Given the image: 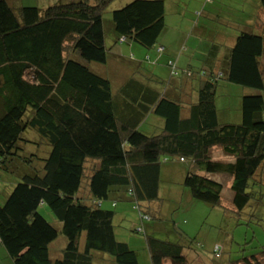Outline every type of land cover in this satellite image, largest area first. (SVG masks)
<instances>
[{
    "label": "trees",
    "instance_id": "trees-1",
    "mask_svg": "<svg viewBox=\"0 0 264 264\" xmlns=\"http://www.w3.org/2000/svg\"><path fill=\"white\" fill-rule=\"evenodd\" d=\"M15 1L0 0V178L16 179L0 203V245L13 264H141L116 238L118 213L103 208L108 201L137 211L132 232L145 235L147 264H190L194 239L160 224L157 231L179 242L146 234V224L164 218L165 192L218 207L222 175L231 180L234 210L264 205L256 179L264 165V29L240 31L223 59L219 45L205 42L202 65L184 70L200 79L196 102L188 105L182 94L171 96L173 58L163 61L169 69L163 79L145 66L116 63L103 27L114 0H58L45 8H15ZM110 21L118 42L163 55L164 0H133ZM220 82L245 90L239 123L219 119ZM216 149L224 160H214ZM163 178L176 188L161 189ZM44 206L61 230L41 215ZM59 232L67 243L53 261Z\"/></svg>",
    "mask_w": 264,
    "mask_h": 264
},
{
    "label": "rangeland",
    "instance_id": "rangeland-1",
    "mask_svg": "<svg viewBox=\"0 0 264 264\" xmlns=\"http://www.w3.org/2000/svg\"><path fill=\"white\" fill-rule=\"evenodd\" d=\"M27 1L29 0H16L14 6L15 8L23 6ZM43 1L45 3L47 0ZM131 1L133 0H114L104 14L103 20L110 21L113 11L122 8ZM164 2L167 7L165 32L159 36L158 43L165 44L166 47L172 44L170 51H174L175 56L173 59L175 64H178L177 67L175 65L173 68V78L181 87H183L182 83L187 80L193 85L199 83L198 79L187 77L181 65L185 67L184 63L188 62L193 69L201 66L202 59L200 58L204 52V43L213 42V35L217 33L225 35L223 46L227 48L233 44L234 41L232 40L240 31L261 33L264 29V18L261 16L263 12L258 7L260 0H164ZM28 4L34 5L35 3ZM197 4H200L201 7L207 5L205 14L201 17L195 16L201 12L197 11L201 9L200 6L195 9ZM42 6L43 3L41 2L39 7L42 8ZM187 6H189V9L186 8ZM181 12L184 13L183 16H181ZM229 38H231V41H228ZM114 43L115 40L109 32L106 35L107 47L112 46L115 54H118L116 51L121 48L120 53L126 57L123 58L124 61L134 63L133 60H136L143 67L145 66V70L154 71L155 76H160L159 78L162 79L167 77L164 75L169 70L166 63L161 62L155 66V57L152 58L154 52L146 51L134 43L124 42L123 45L116 47H114ZM198 47L199 51H197ZM179 57L181 58V64L177 63ZM262 63L264 71V57ZM92 65L90 68L94 71L103 72L101 70L102 66ZM177 68L179 69L177 70ZM117 69L115 68L114 71ZM177 93H180V91H177ZM244 93L245 90L240 87L223 82L219 83L216 93V107L220 121L239 123L240 101ZM188 97L191 98L192 93L189 92ZM151 121L150 119L149 122L151 123ZM213 153L214 160H217V158L224 160V156L218 149ZM12 169L16 170L14 167ZM256 179L261 185H264V165L257 172ZM162 180L161 189L176 188V185L169 184L165 178ZM173 180L176 184L180 183L176 179ZM219 180L223 183L224 188L221 193V206L218 207H211L193 200L188 202L186 196H183L182 199L176 198L174 195L169 197L165 192L162 195V216L164 218L162 221L158 218L146 224V234L160 240L179 242L174 234H168L174 226L176 232L178 230L182 231L190 239H194L192 243L194 252L192 253L196 257L192 255L189 261L190 264H237L236 261L238 260L248 259L251 261L254 259L253 257H257L256 261L253 260V264H264V205L258 206L256 210L249 209L242 212L234 210L232 191L230 190L231 180L229 177L222 175L219 176ZM13 182H16L15 176L2 174L0 178L1 204L4 196L8 195V191L12 189L11 183ZM110 207H112L110 201L103 204V208L113 209L115 213H118V216L116 215L118 221L115 220L116 238L127 243L132 250L137 252L139 263L147 264L150 258L145 235L132 232V229L136 228L137 220H139L137 211L129 203H118L115 209ZM39 212L48 222L61 230L60 223L57 222L47 207H42ZM158 224L165 225V228L169 231H157ZM60 232L58 238L50 246V258L53 261L61 256L62 249L67 243L66 237ZM217 246H219L220 252H216V256L214 248ZM0 264H13L6 249L1 245Z\"/></svg>",
    "mask_w": 264,
    "mask_h": 264
},
{
    "label": "crops",
    "instance_id": "crops-1",
    "mask_svg": "<svg viewBox=\"0 0 264 264\" xmlns=\"http://www.w3.org/2000/svg\"><path fill=\"white\" fill-rule=\"evenodd\" d=\"M31 1V2H30ZM56 1H58V0H47L45 3H44V1L42 0H29V1H27L28 3H35L34 5H36V6H38L39 7V5H40V3L42 2L43 3V6H42V8H45V7H47V6H49V5H51L52 3H55ZM63 1H70V0H63ZM25 3V4H28V3ZM28 5H33V4H28ZM199 6H200V4L198 5H196L195 7V9H198L199 8ZM201 7V6H200ZM206 7H207V5H205V6H202L201 7V9L199 10H197V11H201V13H202V15L203 14H205V9H206ZM258 7H259V9H261V3L259 2V4H258ZM41 8V7H40ZM187 9H189V6H187L186 7ZM166 9H167V7H166V3H165V16H167L166 14H167V12H166ZM263 12V11H262ZM184 15V13L183 12H181V16H183ZM194 16V15H193ZM196 16V15H195ZM261 16H262V18H264V13H261ZM194 18V17H193ZM105 20H103V27H104V33H105V36L110 32V35H111V37L115 40V43H114V47H116V46H118V45H123L124 43L123 42H118V39H117V36L115 35V33H114V26H113V24H112V22L111 21H105ZM263 22V21H262ZM264 23V22H263ZM165 32V30L162 32V33H164ZM213 39H214V41L212 42V43H214V44H217V45H219L220 46V48H222L221 49V58L223 59V57L225 56V55H227V53H228V50L230 49V47H232V45L234 44V42H233V44H231V46H228L227 48H224V46H223V44H225V42H223L224 41V39H225V35H223V34H215V35H213ZM228 41H231V38H229L228 39ZM232 41H235V39H233ZM207 44H211V43H207ZM158 45H160V46H163L164 47V53H163V55H159V53L157 52V50H151L152 52H154V55L152 56V58L153 57H155V61L154 62H157V63H161V62H163V61H165L166 59H168V56H170V58L169 59H171V58H173L174 56H175V54H174V51H170V48H171V46H172V44H170V45H168L167 47H166V45L165 44H160V43H158ZM113 49V47L112 46H110L109 47V51H110V53L111 54H113L112 56L113 57H116V59H117V61H116V63L117 64H119L120 63V60L121 59H123V58H126L125 56H123L120 52L122 51V49L120 48V50L118 49L116 52L118 53V54H115V52H114V50H112ZM197 49H199V47L197 48ZM206 49V48H205ZM225 49V50H224ZM200 50V49H199ZM205 55H206V53H205ZM202 56H204V55H202ZM130 60V59H129ZM150 60V59H149ZM123 62H126V61H123ZM133 65H141V63H139L138 61H136V60H133ZM177 63H180L181 64V58L179 57V58H177ZM185 64V67H184V65H181L182 66V69L183 70H186L187 68L189 69V68H193L192 67V65L190 64V63H188V62H185L184 63ZM110 65L111 66H113L114 68H115V63L114 62H112L111 61V63H110ZM178 65V64H177ZM106 68V67H105ZM105 68L103 69V72H102V74L104 75V73H106L107 74V76H111V74L112 73H109V72H107V71H105L104 72V70H105ZM217 69V68H216ZM153 73L152 74H154V71H152ZM155 75V74H154ZM164 75H166L167 76V71L164 73ZM158 77H160V76H158ZM167 78V77H166ZM198 80H199V83L198 84H195L194 83V85H193V83H189L188 82V80L187 81H184V83H182V85H183V87H181V85L180 84H177V82H175V80L173 79V81H172V83H173V87H174V90H173V93L171 94V96L173 97V98H179L180 97V95L179 94H182V96H183V98H187V101H188V105H190V104H193V103H195L196 102V95H197V91H198V88H199V85H200V79L199 78H197ZM177 91H180V93H177ZM192 93V97L191 98H189L188 97V93ZM186 106V105H185ZM187 107V106H186ZM183 115H184V117H187V116H189L190 115V112L189 111H185L184 110V113H183ZM156 123V122H158V121H153L152 123ZM143 128V127H142Z\"/></svg>",
    "mask_w": 264,
    "mask_h": 264
}]
</instances>
